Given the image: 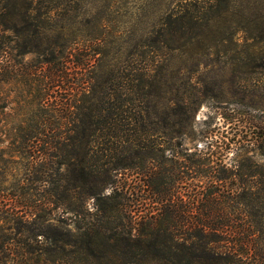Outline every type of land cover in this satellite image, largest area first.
Here are the masks:
<instances>
[{
	"label": "trees",
	"instance_id": "trees-1",
	"mask_svg": "<svg viewBox=\"0 0 264 264\" xmlns=\"http://www.w3.org/2000/svg\"><path fill=\"white\" fill-rule=\"evenodd\" d=\"M81 4L0 0V264H264V173L258 171L250 176L261 179L251 185L205 193L199 217L172 211L143 218L138 233L117 210L109 214L102 207L95 221L88 220L84 198L100 199L119 166L107 168L90 153L109 132L115 149L121 146L126 111L119 89L113 100L112 88L89 75L91 58L77 87L59 91L74 59L72 45L81 38L61 25L91 18L100 25L106 16H93ZM175 19L183 24L197 17ZM102 34L94 33L96 42ZM133 82L126 89L131 105L145 88L144 79Z\"/></svg>",
	"mask_w": 264,
	"mask_h": 264
},
{
	"label": "rangeland",
	"instance_id": "rangeland-1",
	"mask_svg": "<svg viewBox=\"0 0 264 264\" xmlns=\"http://www.w3.org/2000/svg\"><path fill=\"white\" fill-rule=\"evenodd\" d=\"M79 7L106 16L100 25L92 18L61 25L81 38L59 91L77 87L91 58L89 75L112 88L113 100L119 89L126 111L121 146L109 132L90 153L107 168L119 166L100 199L84 198L88 220L102 207L117 210L138 233L143 218L199 217L208 191L261 179L250 175L264 173V0H83ZM184 15L197 19L175 21ZM171 31L182 38L169 41ZM95 32L103 33L98 42ZM143 79L131 105L126 89Z\"/></svg>",
	"mask_w": 264,
	"mask_h": 264
}]
</instances>
